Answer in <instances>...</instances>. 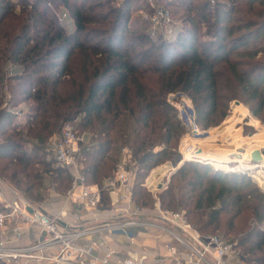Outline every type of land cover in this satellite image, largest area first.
<instances>
[{
	"label": "trees",
	"instance_id": "16d2710c",
	"mask_svg": "<svg viewBox=\"0 0 264 264\" xmlns=\"http://www.w3.org/2000/svg\"><path fill=\"white\" fill-rule=\"evenodd\" d=\"M159 2L182 24L173 37L153 35L138 0H0V178L34 202L48 189L66 193L72 175L48 145L73 123L89 138L77 156L89 184L103 186L129 147L134 201L153 210L150 173L182 163L161 207L234 244L247 264H264V189L248 168L204 155L183 161L187 128L169 100L188 96L201 130L221 125L234 100L264 122V0Z\"/></svg>",
	"mask_w": 264,
	"mask_h": 264
},
{
	"label": "built area",
	"instance_id": "2783aa9c",
	"mask_svg": "<svg viewBox=\"0 0 264 264\" xmlns=\"http://www.w3.org/2000/svg\"><path fill=\"white\" fill-rule=\"evenodd\" d=\"M145 19L158 28L162 36L170 37L169 34L175 33L172 29V16L164 8L155 7L152 12L146 14ZM170 28L171 31H169ZM13 112L19 118H23L25 114L20 111V108ZM192 128L197 133L196 127L192 126ZM82 141L84 137L78 133L74 124L67 123L60 135L53 138L48 145L50 156L54 158L57 165L69 170L72 175V185L64 195L66 201L70 204L80 202L91 209L100 206L103 203V195L109 194L114 196L118 203L125 204V217L128 219L118 223L78 227L71 221H64V217H67L66 212L50 214L42 204L34 203L32 200H25L23 206L13 203L7 198L3 183L7 184L6 188L11 193L24 196L18 189L0 178V206L3 207V211L0 212V261L9 264H26L33 260L40 264H150L146 260H115L114 251L99 255L96 245L86 241L89 235L99 229L114 230L138 225L139 221L134 217H137L141 209L135 207L133 197L135 176L132 169L128 168L130 150L123 148L121 161L114 175L100 187L87 182L83 166L78 161L77 156ZM179 152L182 154V151L179 150ZM230 157L233 160L239 159L236 154H231ZM184 159L188 160L187 157ZM180 165L165 166L159 174L158 182L146 181V186L156 198L155 210L158 217L165 224L175 226L172 233L184 249L182 255L178 248H170L175 264H242L243 258L234 244L226 242L218 235L201 234L182 212L161 207L158 193L168 188L171 175ZM53 193L56 192L52 191L51 194ZM8 219L12 220L10 228L7 227ZM32 227L40 229V237L27 246L18 245L24 233ZM262 227L264 229V221Z\"/></svg>",
	"mask_w": 264,
	"mask_h": 264
},
{
	"label": "crops",
	"instance_id": "0c3cea01",
	"mask_svg": "<svg viewBox=\"0 0 264 264\" xmlns=\"http://www.w3.org/2000/svg\"><path fill=\"white\" fill-rule=\"evenodd\" d=\"M166 165L157 168L151 172L147 178L148 183L158 182L160 173ZM6 182V181H5ZM4 192L7 198L13 203L23 206L24 195L11 193L7 190V184L3 183ZM8 187V186H7ZM109 197V203H102L96 208L88 209L80 202L68 203L66 198L59 193L50 194L43 203V206L50 214H59L66 212L67 217L64 221L78 227L97 226L105 223H118L128 219L125 217L126 206L118 203L114 196L105 194ZM156 207V206H155ZM3 207L0 206V212ZM139 224L122 229H99L86 238L89 243H94L97 247V253L104 255L108 251H114L115 260L133 259L146 260L150 264H175V260L170 251L171 247L178 248L183 255L184 249L175 239L172 231L175 226L165 224L161 220L155 209H141L137 217ZM131 219V218H129ZM11 219L7 221V227L10 228ZM40 229L32 227L24 233L23 239L18 245H29L40 237ZM17 245V243H12ZM26 264H40L37 261H29Z\"/></svg>",
	"mask_w": 264,
	"mask_h": 264
},
{
	"label": "rangeland",
	"instance_id": "374dc122",
	"mask_svg": "<svg viewBox=\"0 0 264 264\" xmlns=\"http://www.w3.org/2000/svg\"><path fill=\"white\" fill-rule=\"evenodd\" d=\"M114 1H116V3L119 4L125 0H114ZM211 1L214 2V0ZM138 4L140 5H135L134 7H138L142 5L144 6L145 10H148L142 13L141 15L142 20L150 25V30L154 36L160 35L161 31L158 28H155L145 19L146 14L152 12L155 7L162 8V5L160 4L159 0H142V2L138 0ZM59 14L63 18L64 26L67 29L71 30V28L74 27V22L70 18L68 12L65 11L64 8H59ZM172 19H173L172 29L174 32H176L177 28L179 26L181 27L182 24L180 20H178L177 18L172 17ZM169 31H171V28L169 29ZM163 32H165V30ZM174 34L173 33L169 34V36L173 37ZM169 100L173 105H175L178 108L180 117L186 124V128H187L186 134L182 137L177 148L178 151L179 150L182 151L181 155L183 157L182 158L183 161H186L184 159L186 157L188 159L187 161H192L191 159H196V158H202L206 160L204 156H210L213 160L211 163L215 164V166L222 165L223 168L230 167L231 169L248 168L247 172L251 176L252 180L255 181L258 185H260L264 189V163H259V164L255 163L251 161V157H250L253 150L264 148V122H262L258 117H256L245 103L234 100L230 105V110L227 117L225 118V120L221 125L217 127H211L207 130H201V128L196 127L197 133H195L191 128V124L192 123L195 124V110L193 107L192 100L184 93L171 94L169 96ZM23 106L25 105H22V107ZM240 106L247 110L245 115L241 114L242 112L238 108ZM74 126L76 129L77 125ZM79 134L82 137H84L85 140L84 144H87L89 140L87 135H84L81 132ZM242 148L246 150L245 153H242L240 151V149ZM199 151H201V153H198ZM231 154H236V156L239 159L236 158H234V160L231 159L230 157ZM129 159L130 161H128L129 162L128 168L132 169V172L135 176V172L137 170L136 162L132 161L131 156L129 157ZM164 165L168 166L170 164H164ZM164 165H159L154 170H157V168H160ZM52 191L54 190L48 189L49 194L47 198L52 193ZM161 192L162 191H160V193ZM66 193L61 195L64 197ZM160 193H158V195ZM22 195L24 194L22 193ZM46 199L43 200L42 202H34V201L33 202L43 205V203H45L48 200ZM135 207L139 209H143L136 202H135ZM177 211L183 213L182 210H177ZM1 262L5 264H9L2 260ZM242 264H247L244 258Z\"/></svg>",
	"mask_w": 264,
	"mask_h": 264
},
{
	"label": "water",
	"instance_id": "95a60500",
	"mask_svg": "<svg viewBox=\"0 0 264 264\" xmlns=\"http://www.w3.org/2000/svg\"><path fill=\"white\" fill-rule=\"evenodd\" d=\"M238 104V102H237ZM193 127H196L195 124L192 125ZM240 151L242 153H245L246 150L245 149H240ZM198 153H201V151H199ZM251 161L255 162V163H264V148L261 149H255L253 150V152L251 153ZM31 211V209H30Z\"/></svg>",
	"mask_w": 264,
	"mask_h": 264
}]
</instances>
